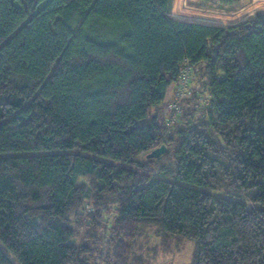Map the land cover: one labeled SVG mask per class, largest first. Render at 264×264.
I'll return each mask as SVG.
<instances>
[{
    "label": "trees",
    "instance_id": "1",
    "mask_svg": "<svg viewBox=\"0 0 264 264\" xmlns=\"http://www.w3.org/2000/svg\"><path fill=\"white\" fill-rule=\"evenodd\" d=\"M171 8L0 0V243L18 264H142L147 229L193 244L189 264H264V10L219 27Z\"/></svg>",
    "mask_w": 264,
    "mask_h": 264
},
{
    "label": "rangeland",
    "instance_id": "2",
    "mask_svg": "<svg viewBox=\"0 0 264 264\" xmlns=\"http://www.w3.org/2000/svg\"><path fill=\"white\" fill-rule=\"evenodd\" d=\"M256 5L264 6V0H256ZM238 3L237 0H173L172 16H186L188 20L200 23H212L214 15L221 16V11L228 9V6ZM217 12V13H216ZM254 17V16H253ZM216 24L223 26L220 18ZM227 27V26H226ZM175 86V85H174ZM176 89V87H175ZM175 96V90L173 99ZM172 99V100H173ZM171 103V102H170ZM170 103L167 105L169 106ZM163 107L164 115H166L168 106ZM163 116V115H162ZM144 155L140 156L142 158ZM139 244L133 252V255L141 258L142 264H189L193 244L176 241L170 242L168 245L162 243L160 238L155 236L154 230H144L143 236L140 238ZM0 249L12 260L14 264L18 262L11 256L9 252L0 243Z\"/></svg>",
    "mask_w": 264,
    "mask_h": 264
},
{
    "label": "crops",
    "instance_id": "3",
    "mask_svg": "<svg viewBox=\"0 0 264 264\" xmlns=\"http://www.w3.org/2000/svg\"><path fill=\"white\" fill-rule=\"evenodd\" d=\"M238 3H234L233 5L228 6V9H223V10H217V11H221V16H218L217 14L214 15V20L210 21L212 23H200V22H194V21H190L187 19L186 16H172V12H173V0H172V8L170 13L168 14V16L173 19V20H178V21H183V22H190V23H198V24H205V25H212V26H220L218 24H216V21L218 20V18L221 19V21L223 22V26H232V25H236L239 23H242L246 20L251 19L253 16H255L256 12L259 10H264V6H258L256 5L255 1H251V0H237ZM217 13V12H216ZM174 90H175V86L171 85L170 87H168L166 94H165V99H164V103H169L172 99H173V94H174Z\"/></svg>",
    "mask_w": 264,
    "mask_h": 264
},
{
    "label": "built area",
    "instance_id": "4",
    "mask_svg": "<svg viewBox=\"0 0 264 264\" xmlns=\"http://www.w3.org/2000/svg\"><path fill=\"white\" fill-rule=\"evenodd\" d=\"M256 1V0H251ZM191 73V69L186 65L185 68H183L182 72L179 75V78L177 80V88L174 96V101L168 106L167 112H177L179 110V104L180 102L190 96V91L188 89V80Z\"/></svg>",
    "mask_w": 264,
    "mask_h": 264
},
{
    "label": "water",
    "instance_id": "5",
    "mask_svg": "<svg viewBox=\"0 0 264 264\" xmlns=\"http://www.w3.org/2000/svg\"><path fill=\"white\" fill-rule=\"evenodd\" d=\"M166 151V147L165 146H160L156 149L151 150L150 152L147 153L146 158L148 159H157L159 158L161 155H163Z\"/></svg>",
    "mask_w": 264,
    "mask_h": 264
},
{
    "label": "bare ground",
    "instance_id": "6",
    "mask_svg": "<svg viewBox=\"0 0 264 264\" xmlns=\"http://www.w3.org/2000/svg\"><path fill=\"white\" fill-rule=\"evenodd\" d=\"M175 91H176V89H175ZM189 98V97H188ZM168 106V105H167Z\"/></svg>",
    "mask_w": 264,
    "mask_h": 264
}]
</instances>
